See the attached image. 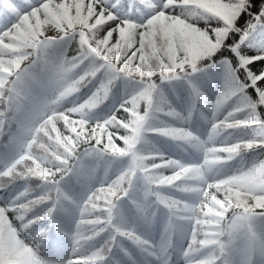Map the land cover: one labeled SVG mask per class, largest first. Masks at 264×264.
Returning <instances> with one entry per match:
<instances>
[{
    "label": "snow or ice",
    "instance_id": "snow-or-ice-1",
    "mask_svg": "<svg viewBox=\"0 0 264 264\" xmlns=\"http://www.w3.org/2000/svg\"><path fill=\"white\" fill-rule=\"evenodd\" d=\"M0 264H264V0H0Z\"/></svg>",
    "mask_w": 264,
    "mask_h": 264
},
{
    "label": "trees",
    "instance_id": "trees-1",
    "mask_svg": "<svg viewBox=\"0 0 264 264\" xmlns=\"http://www.w3.org/2000/svg\"><path fill=\"white\" fill-rule=\"evenodd\" d=\"M258 2V0H257ZM73 54L72 50L69 51V56H71Z\"/></svg>",
    "mask_w": 264,
    "mask_h": 264
}]
</instances>
